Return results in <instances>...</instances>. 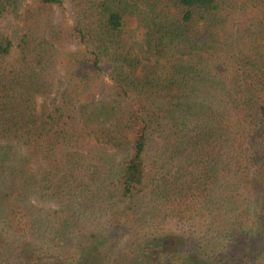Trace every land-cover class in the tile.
I'll return each instance as SVG.
<instances>
[{"label":"trees","instance_id":"obj_1","mask_svg":"<svg viewBox=\"0 0 264 264\" xmlns=\"http://www.w3.org/2000/svg\"><path fill=\"white\" fill-rule=\"evenodd\" d=\"M71 1L0 0V264H264V0Z\"/></svg>","mask_w":264,"mask_h":264},{"label":"rangeland","instance_id":"obj_2","mask_svg":"<svg viewBox=\"0 0 264 264\" xmlns=\"http://www.w3.org/2000/svg\"><path fill=\"white\" fill-rule=\"evenodd\" d=\"M63 1V4H64V8H63V12H61L60 10L58 9H54V17H55V21L58 22V23H63L67 26H72L73 25V21H74V18H75V15H74V8H73V4H72V1L71 0H62ZM138 4V3H137ZM139 5V4H138ZM140 6V5H139ZM6 24H8L6 21L2 22L1 25L2 27L5 26ZM126 28L128 30H139V32L141 33L142 32V29L139 27V23H138V20L132 16L130 17H127L126 19ZM104 77H105V81L106 83L108 84V82H110L108 80V75H107V69H104ZM59 77L57 82H61L62 79V73H59V75L57 76ZM95 99H97L98 101L99 100H106L108 98H106V95L105 94H101V95H97L95 94ZM90 101V100H89ZM89 101L85 102L88 103ZM196 228L198 229H195V228H187V227H181V226H178L176 227L174 224L172 223H169L167 225V230L164 232V234H176V235H181L183 236L184 238H188V235H193V232H198L200 231V228H199V225L197 224L196 225ZM170 233V234H169ZM187 236H186V235ZM130 238V237H129ZM127 238V239H129ZM244 243L246 244L245 241L243 240H240L238 243ZM178 243H180V241H178ZM183 247L185 250L191 252V251H194V248L193 246L191 245L190 241H183ZM182 248V246H181ZM183 249V248H182ZM126 244H123L122 247L118 248L116 247L115 248V251L111 254H109L110 256V259L111 260H114L115 258H118L120 259L123 255L124 257L126 258V256H128L126 254ZM244 250L246 251V246H244ZM240 250H236L235 252H231L229 253V255L227 257H224V258H221L222 261L221 262H216L215 260H207L205 259V257L203 258H195V262L194 264H222V262L231 257L232 255H234V258L231 260V263H234V264H241V261H242V256H240V253H239ZM196 253V251H194ZM201 262V263H200Z\"/></svg>","mask_w":264,"mask_h":264}]
</instances>
